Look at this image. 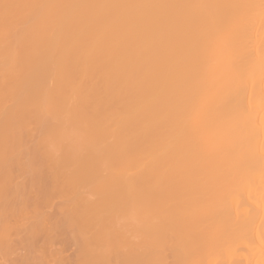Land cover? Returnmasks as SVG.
I'll return each instance as SVG.
<instances>
[{
	"label": "bare ground",
	"instance_id": "6f19581e",
	"mask_svg": "<svg viewBox=\"0 0 264 264\" xmlns=\"http://www.w3.org/2000/svg\"><path fill=\"white\" fill-rule=\"evenodd\" d=\"M28 212L76 264H264V0H0V247Z\"/></svg>",
	"mask_w": 264,
	"mask_h": 264
},
{
	"label": "rangeland",
	"instance_id": "374dc122",
	"mask_svg": "<svg viewBox=\"0 0 264 264\" xmlns=\"http://www.w3.org/2000/svg\"><path fill=\"white\" fill-rule=\"evenodd\" d=\"M42 197V200H41V202H40V199L41 198H39L38 200H39V204H37L38 205V207H39V210H41L40 211V213L42 214V215H40V217L42 216L43 218H45V217H49V216H52V217H55L56 215H57V213H56V205H58V203H59V199L57 198V197H55V196H49V198L48 197H46V198H44V196H41ZM50 197H53L52 199H50ZM43 199H48L47 200V202L45 201V200H43ZM50 200H53V201H50ZM50 201V202H49ZM42 202H44V203H42ZM53 202V203H52ZM43 206H42V205ZM45 206V207H44ZM44 207V208H43ZM46 211V212H45ZM47 212H49V213H51V215H49ZM44 214V215H43ZM46 215V216H45ZM48 215V216H47ZM32 216H34V214H32L31 212H28L25 216H23L24 217V219H23V217H21L20 215H17V216H9L8 217V221H9V223L10 222H12V224L13 225H11V223H10V227L13 229V231L14 230H16L17 232H13L12 230L9 232V236H11V239H10V237L8 238V236H7V243L6 242H4V244H1V247H0V255L3 253L4 254V258H2L3 257V255H1L0 257L2 258H0V264H7L8 262V264H12L13 262V264H15L16 262H17V260L16 259H19L20 257H18V254L20 253V254H22L26 249H28L27 250V252L28 253H26L25 255H24V253H23V255H22V257L24 256V258H28L30 261H28V263L29 264H54L55 263V261H56V263L55 264H76L78 261L76 260L77 259V257L74 255V254H76V253H74V252H77V246L75 245V244H73V242L69 239V241L68 240H66V238L65 237H63V235H61L62 234V231H58L59 233H55L58 237L56 238V237H54L56 240H54L55 242V244H54V248H53V246H52V239H54L53 237H51L50 235H49V238H50V241H48V245L45 243V244H43L42 242H40V240H39V243L37 242V241H35V242H37L38 243V245L39 246H41V244H43L42 246H41V250H40V248H39V246H37V243L36 244H33L34 246H31V243L28 245V246H23V245H21L20 244V246H18L19 245V239H21V237H23V236H25L24 235V233H22V232H20V228H19V225L23 222L24 223V221H21V220H25V218H26V220H25V222H26V224H25V226L26 227H28V225H29V219H30V217H32ZM14 217V219L12 220V218ZM17 217V218H16ZM18 217H20L21 219H18ZM52 217H50V218H52ZM11 218V219H10ZM35 218V217H34ZM34 218H33V220H34ZM42 218V219H43ZM15 219H17V221L15 220ZM53 219H55V218H53ZM53 219H51L50 221H52ZM16 222H15V221ZM19 220V221H18ZM18 222V223H17ZM29 222V223H28ZM16 224H18V226H15ZM28 224V225H27ZM22 225V224H21ZM14 228H16V229H14ZM13 234L15 235V236H13ZM55 234H53L54 236H56ZM61 236H60V235ZM19 235V236H18ZM16 236H18V237H20V238H18V237H16ZM41 236V235H40ZM60 236V237H59ZM12 237H13V239L14 240H12ZM44 237V239L43 240H49V239H46L45 238V236L44 235H42V237H40V238H43ZM17 238V239H16ZM37 238V237H36ZM36 238L34 239V240H36ZM52 238V239H51ZM60 238H62V239H60ZM65 238V239H64ZM9 239V240H8ZM23 239V238H22ZM38 239V238H37ZM59 239V240H58ZM17 242H16V241ZM34 240H32L31 242H34ZM57 240H58V242H57ZM61 240V241H60ZM56 242H57V244H56ZM70 242V243H69ZM5 243H6V246H5ZM10 243H12V246H11V244ZM15 243V244H14ZM18 243V245H16ZM61 243H63V244H61ZM9 244H10V246H9ZM14 245H16V248H15V246ZM47 246V247H45V246ZM18 246V247H17ZM58 246H59V248H58ZM9 247V248H8ZM12 247H13V249H12ZM20 247V248H19ZM3 248V249H2ZM17 248H19V253H18V249ZM22 248V249H21ZM25 248V249H24ZM34 248V249H33ZM44 248V249H43ZM55 248H56V250H57V248H58V250L57 251H59V249H63L62 251L60 250V252H57L56 250H55ZM4 250L5 249V251H2V250ZM21 249V250H20ZM23 249H24V251H23ZM53 249V250H52ZM13 250V251H12ZM29 250L32 252V254L31 253H29ZM44 250V251H43ZM54 250H55V253H54ZM7 251H8V253H7ZM10 251V252H9ZM17 251V255L15 254V252ZM20 251H22V252H20ZM44 253H43V252ZM13 252H14V254L16 255V256H14V254H13ZM51 252H53L52 254H51ZM56 252H57V257H56ZM5 253H7V255L5 254ZM10 253H11V255H10ZM64 254V256H66L67 255V257H71V258H75V259H68V263L66 262L67 261V257H62V255ZM19 254V256H21ZM28 254V255H27ZM32 255L31 257H30V255ZM51 255V257L49 256V255ZM53 254H55V255H53ZM61 254V255H60ZM70 254V255H69ZM53 255V256H52ZM14 256V257H13ZM73 256V257H72ZM10 257V258H9ZM11 257H13V259L11 258ZM15 257H18V258H15ZM36 257H38L37 259H35ZM45 257V258H44ZM32 258H33V260H32ZM56 258H58L57 260H56ZM4 259V260H3ZM5 259L7 260V261H5ZM41 259H43L42 261H41ZM54 259V260H53ZM60 259V260H59ZM64 259V260H63ZM10 260V261H9ZM36 260V261H35ZM39 260V261H38ZM35 261V262H34ZM52 261V262H51ZM70 261L72 262V263H70ZM7 262V263H6ZM11 262V263H10ZM34 262V263H33ZM47 262V263H46ZM76 262V263H75Z\"/></svg>",
	"mask_w": 264,
	"mask_h": 264
}]
</instances>
